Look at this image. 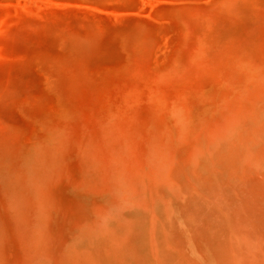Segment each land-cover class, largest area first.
Returning a JSON list of instances; mask_svg holds the SVG:
<instances>
[{
  "label": "rangeland",
  "instance_id": "obj_1",
  "mask_svg": "<svg viewBox=\"0 0 264 264\" xmlns=\"http://www.w3.org/2000/svg\"><path fill=\"white\" fill-rule=\"evenodd\" d=\"M0 264H264V0H0Z\"/></svg>",
  "mask_w": 264,
  "mask_h": 264
},
{
  "label": "bare ground",
  "instance_id": "obj_2",
  "mask_svg": "<svg viewBox=\"0 0 264 264\" xmlns=\"http://www.w3.org/2000/svg\"><path fill=\"white\" fill-rule=\"evenodd\" d=\"M148 2H149V1H148ZM150 2H151V1H150ZM150 2H149V3H150ZM155 3H156V1H155Z\"/></svg>",
  "mask_w": 264,
  "mask_h": 264
}]
</instances>
